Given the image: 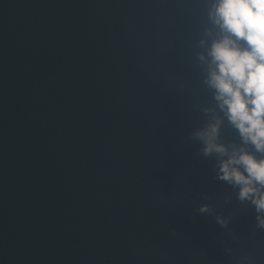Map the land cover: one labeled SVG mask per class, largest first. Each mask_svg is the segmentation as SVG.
I'll return each mask as SVG.
<instances>
[{"label": "water", "instance_id": "1", "mask_svg": "<svg viewBox=\"0 0 264 264\" xmlns=\"http://www.w3.org/2000/svg\"><path fill=\"white\" fill-rule=\"evenodd\" d=\"M206 27L205 0H0V264H264L191 139Z\"/></svg>", "mask_w": 264, "mask_h": 264}, {"label": "clouds", "instance_id": "2", "mask_svg": "<svg viewBox=\"0 0 264 264\" xmlns=\"http://www.w3.org/2000/svg\"><path fill=\"white\" fill-rule=\"evenodd\" d=\"M205 3L208 27L199 40L203 51L197 53V60L215 107L202 109L211 114L210 122L193 132L191 139L201 142L204 157L220 158L215 179L238 189V200L254 207L257 228L264 229V0ZM225 119L241 141L231 151L219 143ZM197 212L212 214L213 209L205 204ZM215 219L222 228L228 227L221 216Z\"/></svg>", "mask_w": 264, "mask_h": 264}]
</instances>
